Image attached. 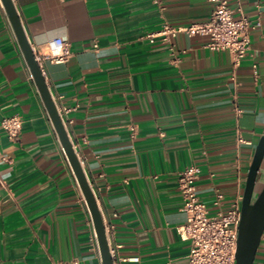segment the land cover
I'll return each instance as SVG.
<instances>
[{
  "label": "crops",
  "instance_id": "obj_1",
  "mask_svg": "<svg viewBox=\"0 0 264 264\" xmlns=\"http://www.w3.org/2000/svg\"><path fill=\"white\" fill-rule=\"evenodd\" d=\"M12 2L32 50L46 52L55 36L70 43L65 60L43 58L41 67L56 105L70 107L66 129L113 259L187 264L177 172L198 165L199 197L211 213L224 212L242 197L264 130V0H227L253 25L237 65L226 50L207 48L206 35L145 37L164 21L207 19L210 0ZM29 73L0 0V120L22 118L14 140L0 124V264H101L90 214ZM263 183L264 156L257 188ZM253 264H264L263 241Z\"/></svg>",
  "mask_w": 264,
  "mask_h": 264
},
{
  "label": "built area",
  "instance_id": "obj_2",
  "mask_svg": "<svg viewBox=\"0 0 264 264\" xmlns=\"http://www.w3.org/2000/svg\"><path fill=\"white\" fill-rule=\"evenodd\" d=\"M160 3V0H153ZM212 10L207 19L194 21L188 24L175 25L164 21L160 28L147 32L145 37L149 41L156 38L168 40L178 33L188 36L200 34L208 36L205 46L211 50H226L231 56L233 65L239 64L250 48L249 28L252 25L249 18L241 11L238 16L234 14L227 0H210ZM259 21L256 20L255 24ZM46 52H34V58L41 67L43 58L59 62L65 60L70 54V43L62 36H55L48 40ZM253 73L257 76L256 64H253ZM29 76L32 78L31 73ZM57 106V105H56ZM59 115L66 127V119L63 114L70 107H58ZM2 129L11 139H16L21 130L22 118L13 113L3 116L0 120ZM237 141L244 140L238 136ZM200 167L195 164L187 165L177 172V185L182 198L181 210L185 213L186 221L177 227L179 235L189 241L190 248L187 255V264H235V252L240 221L241 198L235 199L226 211L211 213L207 205L201 200L196 188V181L200 175ZM223 199V193L216 190L212 200L213 205L219 206ZM106 230V229H105ZM93 240L98 249L96 236L93 231ZM264 242V231L260 242ZM113 258L114 249L110 248ZM138 257L119 259L113 264H132ZM171 264V263H167Z\"/></svg>",
  "mask_w": 264,
  "mask_h": 264
},
{
  "label": "water",
  "instance_id": "obj_3",
  "mask_svg": "<svg viewBox=\"0 0 264 264\" xmlns=\"http://www.w3.org/2000/svg\"><path fill=\"white\" fill-rule=\"evenodd\" d=\"M1 2L5 8L25 62L90 214L100 253L101 264H113L103 217L97 205L93 189L73 147L72 141L69 138L67 129L59 115L56 102L47 85L41 68L34 58V52L27 40L16 8L12 0H1ZM263 156L264 130L254 148L244 182L240 206L235 264H253L257 249L260 245V237L264 231V183L259 190H256L255 187Z\"/></svg>",
  "mask_w": 264,
  "mask_h": 264
},
{
  "label": "rangeland",
  "instance_id": "obj_4",
  "mask_svg": "<svg viewBox=\"0 0 264 264\" xmlns=\"http://www.w3.org/2000/svg\"><path fill=\"white\" fill-rule=\"evenodd\" d=\"M257 186H258V185L256 184V186H255V187H256V190H259V189L257 188Z\"/></svg>",
  "mask_w": 264,
  "mask_h": 264
}]
</instances>
